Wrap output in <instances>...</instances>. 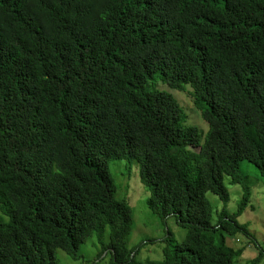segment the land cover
<instances>
[{"label": "trees", "instance_id": "obj_1", "mask_svg": "<svg viewBox=\"0 0 264 264\" xmlns=\"http://www.w3.org/2000/svg\"><path fill=\"white\" fill-rule=\"evenodd\" d=\"M156 77L192 88L206 134ZM115 159L137 162L149 208L186 228L146 264H240L224 233L251 236L240 161L264 185V0H0V264L80 260L92 236L104 264H139ZM226 176L243 196L213 223L206 194L226 204Z\"/></svg>", "mask_w": 264, "mask_h": 264}, {"label": "rangeland", "instance_id": "obj_2", "mask_svg": "<svg viewBox=\"0 0 264 264\" xmlns=\"http://www.w3.org/2000/svg\"><path fill=\"white\" fill-rule=\"evenodd\" d=\"M150 81V88H161L170 91L186 114V124L195 125L199 131L206 134L208 123L203 119L199 111L193 104L192 88L186 85L183 89L177 90L168 87L162 81ZM240 171L243 172L251 190V197L247 208L237 216L240 223H246L251 236L242 232L234 235L224 233L227 246L240 253L239 263L258 260L264 264V185L256 167L247 160L240 161ZM109 173L116 185V198L126 200L132 210V226L127 238V248L133 249L135 246H142L136 256V262L146 264L152 260H162L164 250L170 249L175 242H180L186 235V228L176 222L173 216L162 220L148 206L147 199L150 192L145 185H142L138 175V164L135 161L125 159H115L108 162ZM225 184L230 192L229 201L224 204L220 197L209 192L206 197L212 203L213 217L212 222L216 223L219 213L225 206L233 213L236 211L237 204L243 196V186L231 184L230 178L225 177ZM253 205V208L250 206ZM0 219L9 222V216L0 211ZM214 240L218 243L222 238L220 229H214L212 233ZM107 231L104 241L107 242ZM102 247L98 243L97 237L88 238L80 247V260L72 259L62 250L57 251L59 264H104L108 260L106 251L102 253Z\"/></svg>", "mask_w": 264, "mask_h": 264}]
</instances>
